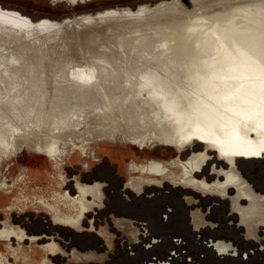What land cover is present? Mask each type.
I'll list each match as a JSON object with an SVG mask.
<instances>
[{
  "label": "rangeland",
  "instance_id": "1",
  "mask_svg": "<svg viewBox=\"0 0 264 264\" xmlns=\"http://www.w3.org/2000/svg\"><path fill=\"white\" fill-rule=\"evenodd\" d=\"M177 1L179 0H75V3H72L70 0H0V10L16 14L33 25L47 22L68 27V20L79 17L95 16L112 10L121 13L152 12ZM193 2L197 8L201 7L215 15L226 9L228 2L235 10H248V0H193ZM180 4L182 5L181 2ZM190 8L184 6L187 11ZM35 33L40 36V49L33 38L27 39L26 45L23 46L27 51H31V54L36 52L35 59L24 55L23 51L19 55H14L8 48L6 51L0 49V82L3 78L4 82L15 84L19 82V78L27 77L25 84L30 88L24 87V97L31 92H34L35 96L41 92L58 98L61 86L64 87V94L67 96L66 73L76 66L85 65L94 73H107L108 80L112 71L130 69L140 59L134 57V54L127 57L132 53V47L127 52H118L119 57L114 58L92 55L90 58L84 55L68 58L65 48H62L61 52L50 46V42L55 39L47 37L39 30ZM139 50L146 49L141 47ZM57 53L59 56L56 57ZM155 56L156 53H153V56L147 57V62L153 61ZM146 68L158 70V73H151L157 78L151 99L147 94H136L125 99L119 109L111 110L105 107L93 112L86 116V129L73 132L71 136L68 132L44 135L37 129H32L11 137V155L15 164L11 169L16 168V171L13 178L0 179V264L64 262V254H57L55 261L50 260L49 255L65 251L62 249L65 246L62 239H67L66 236L71 229H82L86 208L97 209L95 212L98 213L95 216L102 221L95 219L96 226L93 230L98 229L99 233L101 229L104 230L100 235L109 245H112L113 236L106 234L105 231L120 230L125 234L124 222L120 223V220L126 217L136 221L131 223L135 230L132 228L130 231L133 230V234L141 232L139 238L137 235L134 236L138 238L136 241L125 234L130 243L139 241L148 230L154 236L152 245L156 247V250L150 253L154 252L158 257L163 248L174 246L166 244L167 246L161 247L169 235L174 237L172 239H178L174 241L176 243L180 242V239L184 242L183 249L186 252L179 260L181 264H264V150H261L264 148V141L257 140L261 135L259 129L264 118H252L251 115H247L239 122L242 123L241 127L227 123L221 126L219 133L213 132L212 122L196 121L211 119L212 116L217 117L219 114L207 107L194 109L190 105L192 101L227 103L229 101L227 97L220 99L222 97L218 91L222 89V85L219 81L209 80L211 83L209 82L205 89L195 92L192 86L179 82L171 73L161 71L157 67ZM11 73H20V76L13 78ZM151 115H156L151 121L139 120L133 123L130 121L133 116L141 118ZM232 120L236 121L233 118ZM99 121H105L104 125L100 126ZM128 123L136 125L138 129L136 136L160 126L177 130L176 142L170 144L168 151L161 148L160 154L163 156L168 153L171 159H175L168 164L181 167L183 172L181 182L128 183L127 174L149 172L159 175L165 171L168 164L155 163L154 168L149 169L130 166V156L122 154L121 148L124 147L118 141L110 144L111 147L118 149L122 166L114 159L97 157L96 149L100 142H96L93 137L103 129L106 131L107 127L111 134H117L121 138L127 128L131 129ZM233 126L236 128L235 131ZM261 136L264 138V133ZM191 137L195 140H191ZM225 137H231L234 144L237 139L247 144L248 156L238 159L235 168L245 181L243 186L245 192H249L248 198L239 197L236 187L221 186L229 167L216 149H207L204 146L208 141L225 143ZM196 152L202 153L197 160ZM233 152L231 150L226 154L227 160L231 158ZM130 154L137 157L144 154V149L134 139L130 142ZM160 154L152 155L155 161L159 160ZM188 166L193 171H202L197 173L200 178L209 176L207 179L216 190L224 192H220L221 195L218 193L213 195L177 187L187 185L195 189L208 188L196 174L190 176ZM213 166H216L215 170ZM83 168L85 171L81 172ZM71 175L72 180L77 183H81L82 176L85 180L82 182L87 184L86 181H89L86 187L89 192L87 197L86 195L72 197L73 192L68 187ZM123 178L125 186L131 191L123 187ZM101 187H104V195L98 196ZM184 194L195 196L199 201L197 204L199 207L193 212L201 210L205 214L207 223L201 227H197L193 219L198 230L194 228L190 217L192 206L186 205L183 201ZM185 199L187 202H193L190 197ZM11 210L19 212V216H15L14 212L10 214ZM93 213L94 211L89 216ZM125 223L130 225L129 222ZM54 232H57L61 239L46 237ZM172 239L169 238V241ZM220 240L232 242L236 250L220 252L214 246L215 242ZM131 246H134L136 262L147 259L150 248L146 247H150V244L146 243L144 247L146 250L141 248L140 243ZM124 258L130 257L124 254Z\"/></svg>",
  "mask_w": 264,
  "mask_h": 264
},
{
  "label": "bare ground",
  "instance_id": "2",
  "mask_svg": "<svg viewBox=\"0 0 264 264\" xmlns=\"http://www.w3.org/2000/svg\"><path fill=\"white\" fill-rule=\"evenodd\" d=\"M70 1L75 3V0ZM179 1L152 12L121 13L112 10L95 16L79 17L68 20V27L47 22L33 25L16 14L0 10L2 51L8 48L14 55H19L23 51L24 55L35 59L36 52L31 54V51H27L23 46L26 45L27 39L33 38L40 49V36L35 33L39 30L47 37L55 39L50 42V46L56 51L62 52V48H65L68 58L75 55H84L86 58H90L91 55L114 58L119 57L118 52H127L131 47L132 53L127 57L132 54L134 57H140L132 68L112 71L108 80L107 73H94L85 65L72 68L66 73L68 95L64 94V87L61 86L58 98L41 92L37 96L31 92L24 97V87L30 88L25 84L27 77L19 78V82L15 84L4 82L1 78L0 179L13 178L15 175L16 168L11 169L15 166L11 155V137L32 129H37L44 135L68 132L71 136L73 132L86 129V116L93 112L105 107L111 110L119 109L125 99L136 94H147L151 99L157 80L151 73H158L155 67L171 73L179 82L192 86L195 92L205 89L209 80L221 83L222 89L218 91L222 97L220 99L227 97L229 100L227 103L192 101L190 105L194 109L207 107L219 114L217 117L212 116L211 119L196 121L212 122L213 132L219 133L221 126L227 123L241 127L242 123L239 122L247 115L263 119L264 0H248L247 11L235 10L228 2L226 9L220 10L216 15L206 12L201 7L197 8L193 5V0L189 1V7L183 0ZM184 6L193 8L187 11ZM57 38L59 40H56ZM141 47L146 50L140 51ZM153 53H156L155 59L147 62V57L153 56ZM150 66L156 70L146 68ZM11 75L16 78L20 73ZM155 116L141 118L133 116L130 121L146 122ZM232 118L236 121L234 122ZM226 120L227 122H224ZM98 123L102 126L105 121ZM127 125H131V129L127 128L121 138L117 134H111L107 127L106 131L103 129L93 137L96 142H100L96 149L98 158L103 159L105 156L121 163L122 166L118 149L111 147L110 144L118 141L124 147L121 148L122 154L130 156L129 165L135 168L149 169L154 168L155 163L165 165L175 160L171 159L168 153L162 156L160 151L161 148L168 151L170 144L176 142V129L170 130L166 126H160L136 136L135 133L138 132L136 125L131 123ZM262 128L264 122L259 129L261 135L264 133ZM261 135L257 140L264 141ZM133 139L144 149L142 156L130 154V142ZM224 141L232 145L226 146V151L235 148L231 137H225ZM156 154H160L158 161L153 157ZM228 161L235 163L234 152ZM169 164L159 175L149 172L127 174V182L137 181L139 184L181 182L183 176L181 167ZM193 219L197 227L207 223L201 210L193 212ZM214 246L223 253L228 249H235L232 242L225 240L215 242Z\"/></svg>",
  "mask_w": 264,
  "mask_h": 264
},
{
  "label": "flooded vegetation",
  "instance_id": "3",
  "mask_svg": "<svg viewBox=\"0 0 264 264\" xmlns=\"http://www.w3.org/2000/svg\"><path fill=\"white\" fill-rule=\"evenodd\" d=\"M234 145H235V148L232 151H234L236 153V161L234 164H230L226 158V154H228V152L225 149L227 146L226 143L216 142V141H208V142L204 143V146L207 149H209V148L216 149L219 152V154L222 156L226 166L229 167V171L225 173L226 178H225V180L221 186L223 188L226 186L227 187H236L239 197H242V199L248 198L249 192H245L246 189L243 186V184H245V181H243L242 177L240 176V173L235 168V165L237 164L238 159H240L241 157H244V156H248L247 155V144L245 142L239 141V139H237V141L235 142ZM201 155H202L201 152H196V155H195L196 160ZM97 164H99V162ZM216 166L215 167L213 166L214 170H215ZM187 168L189 170L190 176H193L194 174H196L198 179L203 180L204 183L206 185H208V188L195 189V188L187 186V185H177V187H182L185 189H192L193 191H195L197 193L199 192V193L213 194V195H216L214 193H218L219 195H221L220 192H224L222 190H220V191L216 190L214 185H212L208 181L207 178H209V176H202L203 178H200L201 176L198 177L199 175L197 173L202 172V171H200V170L193 171L192 168H190L189 166ZM84 171H85V169L83 168V172ZM73 176H76V175H73ZM233 177H235L234 180H233ZM72 179H73V177L71 175L70 181L68 182V187L73 192L72 197H75V196L79 197V196H85V195L87 197L89 195V192H88V189L86 187H87V185H89V181H86L87 184L82 182V181H85L83 176L80 179L81 183H77L76 181H74ZM123 181H124L123 187L125 189H127V187L125 186V179L124 178H123ZM82 188H86V189L81 190V192H80L79 189H82ZM103 190H104V187H101L99 190L98 196L104 195ZM127 190H130V189H127ZM185 197L192 198L193 202H187ZM91 200L92 199H90V201ZM183 201L185 202L186 205L192 206L190 217L192 219V224L194 225L192 213H193V210H195L196 208L199 207L197 205L199 201L197 200V198L195 196H192L189 194H184ZM94 205L95 204H93V206ZM195 205H197V206H195ZM98 207H100V206H98ZM85 210H86V213L83 216L84 217L83 222H85V223L83 224L82 229L93 230L94 227L96 226L94 220L95 219H96V221H98V220L102 221V220L99 219V217L95 216L98 212H94L91 215L92 217L89 216L90 213L92 211H94L95 209L90 210L89 208H86ZM237 213H239V212L237 211ZM206 215H207V212H206ZM121 222H124V227H125V231H126L125 234H128L130 236V238H133V240H135V241L138 240L139 234H141V232H139L137 234H133V230H135V227L133 228L131 226V223H135L136 221H132L129 218L123 217V219L120 220V223ZM125 222H129L130 225H127ZM127 226L129 228V230H127ZM132 228H133V230L131 232L130 230ZM194 228L196 230H198L195 227V225H194ZM100 232L101 233H99L98 230L88 231V230H81L80 229V231H78V230L71 229L70 231H68V235L66 236L67 239L66 240L62 239V241H64V243H65V246L62 249H64L66 252L63 251V252H57V253L50 254L49 259L52 261H55L57 254H64V256H65L64 262H61L59 264H64V263L65 264H147V263L148 264H181L179 262V260L181 258H183V256H184L183 253L186 252V250L183 249L184 242L182 239L179 240L180 242L176 243L174 241H178V239H172L174 237H169V235H167V240L165 241L164 244H162L161 247L167 246L166 244H169V245L173 244L174 246H172L171 248H163L161 250V254L159 257L154 255V252L150 253V251H153V250L155 251L156 247L152 245L154 236L152 235V232H150L148 230L146 231V234L144 236L142 235V237H140V240L137 241L136 243H130V241L127 239V236L125 234H123L120 230H113V231H107V232L105 231L106 233L113 236L112 237L113 238L112 245L107 244L106 239L104 237H102V235H100L104 232V230L101 229ZM57 234H58L57 232H54V234H48V235H46V237H48V238L59 237L61 239V236H58ZM35 235L36 236H43L44 234H35ZM136 235L138 236V238L134 237ZM169 238H171L172 240L169 241ZM159 241H163V240L159 239ZM122 243H126V245H122ZM139 243L141 244L142 249H145L144 247L146 246V243L150 244V247H146V249L150 248L148 250L149 255H148L147 259H145L144 261H141V262H136V259H134V256L132 258H129V259H125V258L123 259L124 254L131 253L130 251L127 252L128 250L132 251L131 254H135L134 246H131V244H139ZM101 258L103 259L102 261L100 260ZM151 262H155V263H151Z\"/></svg>",
  "mask_w": 264,
  "mask_h": 264
},
{
  "label": "crops",
  "instance_id": "4",
  "mask_svg": "<svg viewBox=\"0 0 264 264\" xmlns=\"http://www.w3.org/2000/svg\"><path fill=\"white\" fill-rule=\"evenodd\" d=\"M92 170H93V169H92ZM81 172H83V171H81ZM81 172H80V173H81ZM90 172H91V171H90ZM104 206H105V205H103V207H104ZM96 210H97V209H95L94 212H95ZM12 212H14V215H15V216H19V212H17V211L15 212V210H11V211H10V214H11ZM28 213H32L33 215L36 214V213H33V212H28ZM28 213H27V214H28ZM0 214H1V213H0ZM43 215H45V214H43ZM0 218H1V215H0ZM45 218L48 219V217H47L46 215H45ZM48 220H49V219H48ZM74 230H78V229H74ZM81 230L93 231V230H89V229H81ZM95 230H98V229H95ZM78 231H80V230H78ZM98 231H99V230H98ZM107 231H113V230H110V229H109V230H106V232H107ZM106 234H108V233H106ZM145 250H146V249H145ZM129 251L132 253L131 250H128L127 252H129ZM127 252H126V253H127ZM131 253H127V255H128L130 258H132V257L135 255V254H131ZM100 260L102 261L103 259L101 258Z\"/></svg>",
  "mask_w": 264,
  "mask_h": 264
},
{
  "label": "water",
  "instance_id": "5",
  "mask_svg": "<svg viewBox=\"0 0 264 264\" xmlns=\"http://www.w3.org/2000/svg\"><path fill=\"white\" fill-rule=\"evenodd\" d=\"M189 1L190 0H183V2L186 3V4H188V5L190 4Z\"/></svg>",
  "mask_w": 264,
  "mask_h": 264
}]
</instances>
